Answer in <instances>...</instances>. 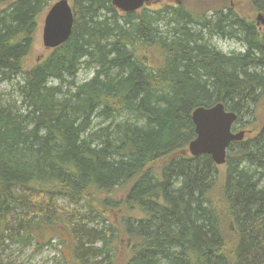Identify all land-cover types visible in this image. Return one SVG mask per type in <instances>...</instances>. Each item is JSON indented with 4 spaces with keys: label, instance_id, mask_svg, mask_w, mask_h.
<instances>
[{
    "label": "trees",
    "instance_id": "trees-1",
    "mask_svg": "<svg viewBox=\"0 0 264 264\" xmlns=\"http://www.w3.org/2000/svg\"><path fill=\"white\" fill-rule=\"evenodd\" d=\"M190 1L71 0L70 37L26 68L51 0H0V83L18 98L0 99V245L62 237L76 264H264V124L228 146L222 174L187 150L195 108L221 103L235 132L259 106L264 32L230 0Z\"/></svg>",
    "mask_w": 264,
    "mask_h": 264
},
{
    "label": "rangeland",
    "instance_id": "rangeland-1",
    "mask_svg": "<svg viewBox=\"0 0 264 264\" xmlns=\"http://www.w3.org/2000/svg\"><path fill=\"white\" fill-rule=\"evenodd\" d=\"M57 0H51L50 5ZM71 3V0H68ZM160 2V5H165L168 3H175L178 1L183 5H187L188 7L191 5L194 9H196V4L193 6V2L190 0H156ZM155 4L151 3L147 7H153ZM230 6L241 16L252 15L254 17V22L256 23V28L259 32H264V24L261 22H257V15L259 13H255L251 6L248 4L246 0H230ZM205 8V7H203ZM208 15L211 14L210 11H213L210 7L208 8ZM47 11V10H46ZM46 11L41 15L39 19V27L36 34V40L33 46L32 53L25 60V67L28 68L41 57L45 56L49 50H46L42 44V27H43V19L46 14ZM211 44H213L219 51L229 54V53H242L245 50L244 45L238 40L231 39H221L216 36H212L209 40ZM93 75V70L90 68H80L76 81L82 82L91 78ZM56 83H52L55 85ZM0 99L4 102H9L11 100H17V95L15 94L12 84L1 82L0 83ZM243 128L236 129L235 132L239 130H246V138L255 134L256 131L261 129V126L264 124V97L261 98L260 104L257 108H254V113L252 115H244L243 120ZM225 167L223 165L218 166V171L220 174L224 172ZM264 188V181L261 184ZM58 202L65 206L68 210L77 211L79 214H84L87 210L83 202H75L66 198H59ZM69 216V215H68ZM89 217V216H88ZM75 220L66 218V222L74 223ZM83 223L88 227H100L102 224L98 218H90L89 220H83ZM49 236V235H48ZM43 238L39 240L38 243L35 239H31L27 244L22 243H1L2 251L0 253V264H76L73 261V256H71L70 244L73 245L72 242H69L68 239L65 238H57L50 237V241L48 238ZM98 245V244H97ZM84 249L89 247V244H84ZM99 258H85L82 264H98ZM80 264V263H79Z\"/></svg>",
    "mask_w": 264,
    "mask_h": 264
},
{
    "label": "water",
    "instance_id": "water-1",
    "mask_svg": "<svg viewBox=\"0 0 264 264\" xmlns=\"http://www.w3.org/2000/svg\"><path fill=\"white\" fill-rule=\"evenodd\" d=\"M112 5L122 13H132L156 3V0H111ZM74 15L68 0L53 2L46 11L42 27V44L46 50L54 49L68 40L73 28ZM257 22L264 24L259 13ZM191 120L195 137L187 150L193 157L210 156L216 166L225 164L227 148L232 142L244 139V130L232 131L236 114L226 111L221 103L210 107H197L192 111Z\"/></svg>",
    "mask_w": 264,
    "mask_h": 264
},
{
    "label": "flooded vegetation",
    "instance_id": "flooded-vegetation-1",
    "mask_svg": "<svg viewBox=\"0 0 264 264\" xmlns=\"http://www.w3.org/2000/svg\"><path fill=\"white\" fill-rule=\"evenodd\" d=\"M245 131V134H244V138L246 137V134H247V132H246V130H244Z\"/></svg>",
    "mask_w": 264,
    "mask_h": 264
}]
</instances>
